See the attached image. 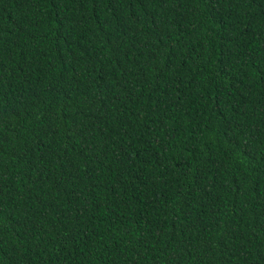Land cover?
Here are the masks:
<instances>
[{
	"label": "trees",
	"instance_id": "16d2710c",
	"mask_svg": "<svg viewBox=\"0 0 264 264\" xmlns=\"http://www.w3.org/2000/svg\"><path fill=\"white\" fill-rule=\"evenodd\" d=\"M0 264H264V0H0Z\"/></svg>",
	"mask_w": 264,
	"mask_h": 264
}]
</instances>
